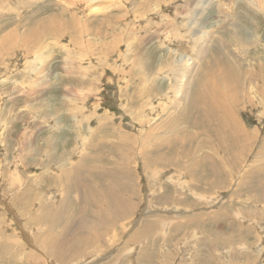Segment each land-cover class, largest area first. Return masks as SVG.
I'll use <instances>...</instances> for the list:
<instances>
[{"label":"rangeland","instance_id":"1","mask_svg":"<svg viewBox=\"0 0 264 264\" xmlns=\"http://www.w3.org/2000/svg\"><path fill=\"white\" fill-rule=\"evenodd\" d=\"M70 1L0 0V39L13 29L21 45L0 52V264H264V200L255 201L264 190L255 175L264 172V0H98L109 5L95 14L87 0H73L86 8L79 16L90 20L88 31L80 21L64 39L37 28L23 35L45 15L71 22L69 11L61 13ZM128 9V27L110 30L105 13ZM78 35L87 42L82 48L71 41ZM113 39L118 53L109 50ZM216 59L233 81L241 79L232 83L233 116L248 138L234 148L238 160L218 149L223 171L196 184L203 170L186 174L182 154L175 156L180 168L150 166L145 156L166 150L172 117L201 91L195 81L204 66L211 67L207 78H217ZM192 150V158L214 153L206 145ZM84 157L103 184L78 189L68 182ZM103 189L119 196L120 219L110 198L99 196L101 208L89 198ZM104 218L108 224L81 232V220ZM92 231L100 248L62 260L48 250V243L70 250L76 236Z\"/></svg>","mask_w":264,"mask_h":264},{"label":"bare ground","instance_id":"2","mask_svg":"<svg viewBox=\"0 0 264 264\" xmlns=\"http://www.w3.org/2000/svg\"><path fill=\"white\" fill-rule=\"evenodd\" d=\"M65 1V0H64ZM68 1V0H67ZM77 1V0H76ZM75 1V2H76ZM97 1V3H95ZM106 2H108L109 0H105ZM111 1V0H110ZM125 5L129 6L130 4H132L133 6H135L137 2V0H125ZM75 2L73 3V0H71L69 3H67L66 8H62L61 7V13L63 14L65 11H69L72 16L71 22H67L66 25L63 24H59L60 21L59 19H57L55 17V15H45L43 18L41 17L38 20H35L33 25L27 26V30L24 31L23 35L25 36H29V35H37L39 34V31L42 30H37V29H46L49 30L48 33L50 32H54V36H57L61 39H64L66 37H68L69 35L67 34V32H71L70 35L72 36V34L74 33V30L76 29H80L81 27V23H83V25L85 24V27L88 31V26L87 22L89 19L86 18L84 20L82 16H79V12L84 13L85 9L88 8L91 11V14H95L99 11H106L105 6H108L109 3L107 4H103L98 2V0H87L86 5L83 4L84 6L81 7H76L77 4H75ZM80 2V1H79ZM113 2V1H112ZM110 2V4L112 3ZM140 2V1H139ZM149 2V1H148ZM74 4V9L78 8V9H82V11H77V12H73V10H70L69 8V4L72 5ZM85 3V2H84ZM147 2L145 0H143V2L141 4H146ZM65 4V3H64ZM148 4V3H147ZM82 5V4H81ZM99 6V7H97ZM116 7H124L122 4H118ZM116 9V8H115ZM133 11L135 10L134 7H132ZM77 10V9H76ZM87 12V14H89V12ZM59 12V11H58ZM130 11L129 9L127 10V12L125 11L123 16L116 15V14H108L105 13V18L108 21V27L111 29H115L118 28L119 25H123L125 27H128L129 25V17L130 15L128 14ZM86 13V12H85ZM86 15V14H85ZM79 16V17H78ZM115 16V17H114ZM68 17V16H67ZM110 17V18H109ZM114 17V18H112ZM112 18V19H111ZM122 20V21H121ZM81 21V23H80ZM90 21V20H89ZM77 24H76V23ZM119 24V25H118ZM37 28V29H35ZM120 29V28H119ZM97 30V29H96ZM109 30V29H108ZM121 31V30H120ZM119 31V32H120ZM45 32V31H44ZM114 32V31H113ZM47 33V32H45ZM45 33H43L44 36ZM49 33V34H50ZM13 34H17L16 31L10 30L7 33H4V35H2L1 39H0V52L2 49H5L6 52H8L9 50L13 49L16 46H21L17 41H15V38L13 37ZM52 34V33H51ZM41 35V34H40ZM41 35V36H43ZM49 36V35H48ZM52 36V35H51ZM70 36V37H71ZM81 36L84 38V35L81 34ZM108 36H111L112 39V35L111 32L108 34ZM78 37L72 38L71 41L76 40L77 42H79V48L83 47V42H80L78 40ZM139 37V36H138ZM142 37V36H141ZM144 37V36H143ZM41 38V37H40ZM46 38V37H45ZM51 38V37H50ZM80 38V37H79ZM119 38V37H118ZM145 38V37H144ZM43 39V37H42ZM87 39V38H86ZM142 39V38H141ZM83 40V39H82ZM81 40V41H82ZM114 40V39H113ZM140 40V39H138ZM145 40V39H144ZM75 41V42H76ZM119 41V39H118ZM137 42V41H136ZM139 42V41H138ZM126 43H131V42H126ZM143 43V42H142ZM81 44V45H80ZM104 44V43H103ZM106 44V43H105ZM111 48H109V50H111L112 52H117L119 50V42H117L116 40H114V45L109 43ZM26 45V44H25ZM58 45V44H57ZM108 45V44H106ZM91 46V45H90ZM134 46V45H133ZM53 47V46H52ZM60 47V46H59ZM76 47V46H75ZM108 47V46H107ZM136 47V46H135ZM113 48V49H112ZM87 49V48H86ZM90 49V48H89ZM133 49V47L131 46L130 48H128L127 52H130ZM208 49V45L206 44L202 49H200V55H204L206 53ZM103 51V50H102ZM108 51V50H106ZM80 52V50H79ZM78 52V53H79ZM90 52V51H89ZM104 52V51H103ZM82 53V52H81ZM71 54V52H70ZM107 54V53H106ZM109 54V51H108ZM23 55V54H22ZM80 55V54H79ZM120 55V54H119ZM126 55V54H124ZM24 56V55H23ZM170 57V56H169ZM209 58V59H208ZM70 60V59H69ZM220 64L218 65V68L216 69V72L213 73V75L215 76L216 73L217 74V78H207L206 76H208L207 74H209L208 70L211 69V67L209 68H204L201 69L200 73L197 76V79L195 81V90L198 86L199 89H201V91L199 92V94L194 93V95L189 96V94L187 93L184 97V99H186L188 96V103L186 104L185 108L183 110H181L178 113H174L175 116L172 117V119L174 120L173 122H171L169 125L173 126L174 125V133L173 135H171L172 139H168L166 142V150L164 151L162 149V151H160L159 153L155 154V155H151L149 154L148 156L145 157H149V159L147 158L146 161L148 162V164L151 166V164H156L159 168L160 166H163V168H165L164 166L167 165H171V164H177L176 166H178L179 163H181V161H178L177 163L175 162V156L176 154H182L183 157H186L187 160L190 162L189 163V167L188 165H183V168L186 169V174H196V170L200 173L201 170H203V173H201L200 176H203V178H200L199 180L196 181V184L202 180H206L207 176L208 178L211 176L216 178L219 177L220 173L223 171L225 164L222 163L223 159L225 158V156L223 158L218 157L220 160H216L214 159V157L216 155H218V151H222L224 153H229L231 154L233 158H235V160H238L239 157L237 154H235L234 156V148L240 145H246L247 142V138H248V133L247 130H245V127H243L241 124L236 123V119L234 118V105L237 104V101L235 99L236 96V92L234 89H236L232 83H241V79L237 80V82L230 76V71L228 73L224 72V66H222V62H220L218 59H216ZM73 61V60H71ZM75 62V61H74ZM212 57H209V55L206 56V61H204V63H206V67L208 66H212ZM217 62V63H218ZM68 63V62H67ZM71 63V62H70ZM210 64V65H209ZM68 65V64H67ZM226 68V66H225ZM124 70V69H123ZM134 71V70H133ZM228 71V70H227ZM130 72V71H129ZM213 72V71H212ZM232 72V71H231ZM118 73V72H117ZM122 73V72H121ZM131 74V73H130ZM231 75H233L231 73ZM237 75V74H236ZM263 77V76H262ZM260 78V77H259ZM237 79V78H236ZM228 80L232 81L230 83H228ZM6 81V80H5ZM46 83V82H45ZM193 84V83H192ZM191 85V84H190ZM239 85V84H238ZM233 86V87H231ZM264 87V86H263ZM191 88V87H190ZM192 89V88H191ZM33 90V89H32ZM77 91V90H76ZM28 92V91H27ZM151 93V92H150ZM73 94V93H72ZM70 94V95H72ZM184 94V93H183ZM66 95V94H64ZM74 96V95H73ZM72 96V97H73ZM66 97V96H65ZM29 98V96H28ZM86 98V97H85ZM64 100V97L62 98ZM66 99V98H65ZM181 99V98H180ZM238 99V98H237ZM72 101V100H71ZM169 121V120H168ZM170 122V121H169ZM185 124L182 127H180L181 124ZM75 124V123H74ZM78 124V123H77ZM76 124V125H77ZM163 124V123H162ZM161 126V125H160ZM166 129V128H165ZM180 130V131H179ZM171 131H169L170 133ZM121 134V133H120ZM172 134V133H171ZM204 135L203 137H199V135ZM92 135V134H91ZM160 135V134H159ZM165 136V135H164ZM94 138V137H93ZM207 139V140H206ZM211 139L212 141H215V145H216V150L214 149L215 146H213V144H211ZM93 140V139H92ZM86 141H88V144L90 145L91 149L96 151V145L92 144L90 139H87ZM77 142V141H76ZM75 142V143H76ZM207 142L206 144H203ZM238 142L240 145H238ZM78 143V142H77ZM152 144V143H151ZM228 144V145H227ZM111 145V144H110ZM201 145L203 146H207L209 148V150L213 149L214 153L213 156H211V154L205 153L202 154V157L204 158H200V156H196L195 158H192L196 153L190 152L192 149L197 150V149H201ZM227 145V146H226ZM158 146V145H157ZM163 148L164 146L161 145ZM159 146V147H160ZM246 147V146H245ZM204 148V147H203ZM157 149V148H156ZM159 149V148H158ZM219 149V150H218ZM192 150V151H193ZM203 150V149H202ZM218 150V151H217ZM210 152V151H209ZM146 154V153H144ZM92 155V154H91ZM193 155V156H192ZM19 156V155H18ZM207 156V157H205ZM89 157V156H88ZM88 157H84L80 160V163H77L78 165L74 168V171L69 172L70 175H74V177L72 176V180H68V182H72L73 185H76L79 188H86L89 189L92 185H94V183H97V185L103 184L104 180L103 177H100L99 179L97 178L98 175L95 176V173H99V169L96 167L92 166L86 167V161ZM96 157V156H95ZM91 159L93 157H90ZM179 158V157H176ZM206 158H208V160H205ZM96 159V158H95ZM129 160V159H128ZM181 160V159H179ZM203 160V161H200ZM183 162V161H182ZM187 162V161H186ZM76 163V162H75ZM90 164V163H89ZM186 164V163H185ZM153 167V166H152ZM181 167V166H180ZM179 167V168H180ZM204 168V169H203ZM182 170V169H181ZM206 170V171H205ZM205 171V172H204ZM104 172V171H103ZM202 172V171H201ZM68 173V174H69ZM250 173V172H249ZM252 173V172H251ZM255 173V172H254ZM263 172V167L259 168L256 171V178H261V184L262 186L264 185V175H262ZM85 175V176H83ZM109 175V174H108ZM198 175V174H197ZM254 174L252 175L255 176ZM259 175V176H257ZM74 178V180H73ZM198 178V177H197ZM196 178V179H197ZM209 178V179H210ZM114 179V178H112ZM85 181V182H84ZM112 181V180H111ZM194 181V179H193ZM189 182V181H188ZM212 183H216V181H214L213 179H211V184ZM259 183V182H258ZM106 184V183H105ZM123 184V183H122ZM121 184V185H122ZM195 184V185H196ZM158 185V184H157ZM102 186V185H101ZM194 186V185H193ZM200 186V185H197ZM213 186V185H212ZM211 186V187H212ZM260 186V185H259ZM201 187V186H200ZM208 187V186H207ZM93 188V187H92ZM100 188V187H99ZM102 189V187H101ZM262 189V188H261ZM111 190V189H110ZM260 190V189H259ZM258 190V191H259ZM84 191V190H83ZM101 193L98 194L99 192L96 191V194L89 195V198H93L96 199V202L98 204L99 202V198L101 197L102 199H108L110 198L111 204L115 205L116 208H118L119 212L118 215H116V217L114 218H119L125 213H124V209H121L122 207L119 206V203L117 202V199L119 198V196H117V194L110 193L108 192V190L103 189V191H100ZM261 193L258 194V197L255 199L256 202L261 201V199L264 200V190H260ZM95 193V192H94ZM102 195V196H100ZM163 195V194H162ZM91 196V197H90ZM98 196V197H97ZM100 196V197H99ZM166 197H168L166 195ZM100 198V199H101ZM254 198V197H253ZM252 198V199H253ZM92 200V199H91ZM104 201V200H103ZM134 202V201H133ZM262 202V201H261ZM93 203V202H92ZM101 203V202H100ZM99 205V204H98ZM123 205V204H122ZM121 205V206H122ZM126 206V205H124ZM130 206V205H129ZM127 207V206H126ZM99 208L100 205H99ZM82 209V208H81ZM114 210V208H113ZM117 212V211H116ZM102 213V212H101ZM114 213V212H113ZM97 215V214H96ZM99 215H101L99 213ZM98 216V215H97ZM108 216V215H106ZM113 217V216H112ZM96 219V218H95ZM109 221V220H108ZM165 221V220H164ZM116 222V221H115ZM67 223V222H66ZM81 224L79 225V227H81V232L84 229L90 228V229H94L95 227L97 228L98 226H103L108 224L106 218H104L103 220H96V224L95 220L93 219V221L86 223V221H82L80 222ZM50 224V223H49ZM62 224V223H61ZM163 224V223H162ZM67 227V226H66ZM97 238V239H96ZM98 235L96 237H94L93 231L92 233H88L87 236H83L81 238V240H78V236H76L75 240V244L73 245V248H69L70 250H61V248L59 249V246H55L53 243L50 245L48 243V250L49 252H53V254H51L52 256L58 257L59 260H62L63 257L69 256L70 254H78L80 252H82L83 250H85L86 247H99L100 243H94V241L99 240L98 239ZM96 239V240H95ZM209 241V240H208ZM57 242V241H56ZM227 244V242H226ZM46 247V246H45ZM44 247V248H45ZM56 247L58 248V250L56 249ZM97 248V249H98ZM51 249V251H50ZM74 251V252H73ZM84 252V251H83ZM82 252V253H83ZM82 256V255H81Z\"/></svg>","mask_w":264,"mask_h":264}]
</instances>
